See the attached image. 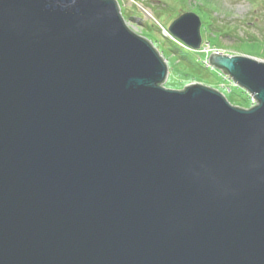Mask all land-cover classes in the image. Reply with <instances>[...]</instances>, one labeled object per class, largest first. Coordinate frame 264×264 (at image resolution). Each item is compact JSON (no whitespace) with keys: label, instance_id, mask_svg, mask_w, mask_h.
Instances as JSON below:
<instances>
[{"label":"water","instance_id":"obj_1","mask_svg":"<svg viewBox=\"0 0 264 264\" xmlns=\"http://www.w3.org/2000/svg\"><path fill=\"white\" fill-rule=\"evenodd\" d=\"M208 65L256 105L164 88L115 0H0V264H264V62Z\"/></svg>","mask_w":264,"mask_h":264},{"label":"rangeland","instance_id":"obj_2","mask_svg":"<svg viewBox=\"0 0 264 264\" xmlns=\"http://www.w3.org/2000/svg\"><path fill=\"white\" fill-rule=\"evenodd\" d=\"M116 1L128 30L151 41L159 55L166 59L168 75L162 85L164 88L181 90L197 82L219 90L232 106L243 109L251 106L247 92L209 67L206 55L174 42L163 28L167 29L181 13L194 12L204 26L208 22L207 30L202 29V39L210 52L264 61V0H209L205 6L208 13L194 8L195 4L205 5L201 0ZM211 33L214 36H209Z\"/></svg>","mask_w":264,"mask_h":264},{"label":"trees","instance_id":"obj_3","mask_svg":"<svg viewBox=\"0 0 264 264\" xmlns=\"http://www.w3.org/2000/svg\"><path fill=\"white\" fill-rule=\"evenodd\" d=\"M204 2V6H201L200 4H195V7L194 8H196V9H199V10H203V11H205V12H209V10H205L206 8H205V6L209 3L208 1L209 0H201V2ZM205 12H202V14H204ZM206 14V13H205ZM207 16H208V14H206ZM207 25H208V22L206 23V26H205V28H206V30H207ZM204 29V28H203ZM205 31V30H204ZM212 35H213V33H211Z\"/></svg>","mask_w":264,"mask_h":264}]
</instances>
